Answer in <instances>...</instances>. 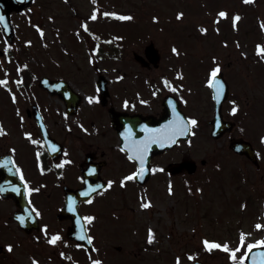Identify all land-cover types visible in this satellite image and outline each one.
<instances>
[{
    "label": "rangeland",
    "instance_id": "374dc122",
    "mask_svg": "<svg viewBox=\"0 0 264 264\" xmlns=\"http://www.w3.org/2000/svg\"><path fill=\"white\" fill-rule=\"evenodd\" d=\"M67 1L35 0L29 9L32 12L29 21L22 18L23 14L30 13L27 9L14 17L20 30L16 28L17 41H32L35 60L43 64L49 60L48 64H41L44 71L37 69V75L45 70L53 72L57 69L55 63H62L67 76L73 73L74 77L75 70L67 69L70 68L67 64L79 62L83 72L80 70L78 75L84 79L88 76L85 69L94 75V72L108 71L115 62H132V51L142 53L143 47L152 41L161 53V61L167 64L162 67H177V71L183 72V79L178 83L185 86L181 90L186 95L191 89L190 114L199 121L191 144L181 143L154 162V167H160L167 160L187 157L197 165L194 174L169 177L157 171L144 187L136 189L131 184L132 221L127 243L122 247L123 253L131 258L122 259L118 264H175L177 256L181 257V264H188L194 261L188 259V254H196V260L204 264H232L228 253L217 249L206 251L202 240L227 241L230 247H236L241 231L249 234L246 242L264 238V229L255 228L257 223L264 224V143L260 142V136L264 135V60L254 53L255 43L264 42L261 28L264 0L249 4H242V0H99L95 6L86 0ZM94 8L99 10L98 18L91 22L88 17ZM102 9L129 13L133 19L105 17ZM221 10H226L229 17L215 23ZM178 12L184 13L180 20L176 19ZM236 13L241 15L238 30L231 21ZM153 16H158L159 20L153 21ZM49 17L54 19L49 20ZM86 19L89 33H95L97 44L121 51L130 43L119 60H111L104 54L91 56L92 37L81 32L77 35L79 25ZM37 24L45 30L43 40L38 38L33 26ZM200 26L206 27L207 33L202 34ZM39 40L47 43V47L41 46ZM173 45L179 49V56L171 52ZM241 53H247L246 57ZM212 56L219 58L217 62L227 75L232 97L240 98L243 108V119L236 117L239 122L231 135L251 139L260 153L259 169L241 157L228 154L222 145L226 144L227 137L212 140L208 135L205 121L211 111L208 110V91L205 92L202 85ZM6 92L5 88H0V94ZM229 107V103L225 105L227 114ZM201 159L206 161L204 166L199 164ZM169 181L173 187L171 195ZM142 196L151 200L150 207H140ZM149 228L154 230L155 240L147 245ZM119 243L122 244L116 241ZM113 254L115 261L120 260L119 254Z\"/></svg>",
    "mask_w": 264,
    "mask_h": 264
},
{
    "label": "flooded vegetation",
    "instance_id": "af4514ba",
    "mask_svg": "<svg viewBox=\"0 0 264 264\" xmlns=\"http://www.w3.org/2000/svg\"><path fill=\"white\" fill-rule=\"evenodd\" d=\"M15 16L11 14L10 19L13 34L19 30L17 22L12 19ZM5 41L7 40L0 28V78L4 77L7 69L9 85L17 92L18 100L14 104L8 91L5 95L0 94V123L7 129V134L0 136V184L7 187L6 182L11 181L23 187L18 174L14 171L9 173L3 166L6 157L14 159L31 186L40 188L39 192L32 193L31 199L42 215L20 225L15 217L23 214L28 207L27 200L11 189L0 192V264H32L33 257L40 264H90V255L102 260V264H116L113 252L119 254L120 260L117 261L120 263L130 256L123 253L122 247L129 237L133 208L129 195L132 181L122 188L119 180L136 167L127 159V154L121 151L119 133L125 132L130 125L133 132L142 131L144 116L161 117L165 110L164 100L168 96L177 101L186 116H191L193 102L189 100L190 91H187L188 99L185 96L181 99L184 94L182 90L172 92L164 87L162 78L165 77L180 85L179 79L172 77L176 75V68H163L166 63L160 62L156 67L149 63L141 67L134 62H116L110 66L106 80L102 81L106 83V86L102 85L107 91L105 97L100 91H96L100 81L98 77L80 78V68L74 64V77L73 73L68 77L62 63H55L57 72L45 70L37 75V69L44 71L41 69L43 62L35 60V55L14 38L8 41L13 47L5 55ZM48 63L49 60L46 64ZM21 64L29 67L18 73L17 67ZM172 70L174 71L171 72ZM21 75L24 84L16 88L13 81ZM117 76H123V79L117 81ZM43 77L67 82L73 91H69L60 82L55 83L60 86L41 87L39 80ZM154 91L156 95H153ZM66 92H70L71 97L65 96ZM89 95H98L100 99L89 104L85 99ZM125 100L130 102L128 108L123 106ZM142 100L148 103H141ZM17 108L20 109L19 115ZM240 113L239 108L237 115ZM132 115L138 116V119L130 117ZM20 116L24 117L23 121ZM81 124L87 132L80 127ZM25 132H31L33 138L40 143H31L25 137ZM49 142L56 144L58 150L51 151ZM13 148L16 150L14 153L10 151ZM37 151L40 152L39 158ZM173 151L174 149L166 150L153 157L152 163ZM64 160H71L72 163L65 164L63 168L55 167ZM175 162H189V158L167 160L160 167L164 169ZM41 166L46 169L43 174ZM90 168L97 171L89 173ZM186 171V168H182L172 176ZM80 177L92 180L95 184L106 183L109 179L116 181L112 188L102 194H94L93 203L77 204L81 217L90 214L96 217L92 224H86L88 234L94 237L90 251L68 238V230L74 226L75 219V215L65 206L67 197L71 195L68 189L82 188L84 184ZM12 196L17 197V200H12ZM43 225L48 226L49 236L57 232L61 234L62 240L57 245L47 243L41 230ZM36 237L40 239L37 240ZM116 241H121L122 244H116ZM8 243L14 245L12 252H8L5 247ZM61 252L65 255L61 256Z\"/></svg>",
    "mask_w": 264,
    "mask_h": 264
},
{
    "label": "snow or ice",
    "instance_id": "6c2138e0",
    "mask_svg": "<svg viewBox=\"0 0 264 264\" xmlns=\"http://www.w3.org/2000/svg\"><path fill=\"white\" fill-rule=\"evenodd\" d=\"M253 0H243V3L249 4L252 3ZM96 3V0H93V4ZM98 9L94 8L91 15L88 17L89 20H96L98 18ZM103 16L105 17H111V18H117L119 20H132L133 17L131 15H125L120 14L117 12H103ZM184 16L183 12H178L176 15V19L180 20ZM229 17V13L226 10H221L217 13L215 23H218L220 18H227ZM54 17H49V20H53ZM153 21H158V16L152 17ZM232 26L234 29H237V22L240 21L241 15L239 13L234 14L232 17ZM0 26H2V30L8 31L10 29V23L8 18L3 12H0ZM39 35L41 36L42 40L45 37V30L40 25H33ZM261 28L264 29V22L261 23ZM83 30L84 32H89V25L87 22H84L80 25V28L77 29V35L80 34V30ZM238 30V29H237ZM199 31L204 34L207 33L208 29L204 26H200ZM217 32H219V28L216 29ZM57 35H59V32H57ZM95 36V33L92 34ZM119 39V38H118ZM6 47L3 49L4 54L6 55L9 50L13 47V45L5 41ZM32 41H25V44L30 45ZM47 47V43L44 45ZM224 46L227 47V41H224ZM236 46L239 48L240 44L239 41L236 42ZM65 51H67L65 49ZM171 52L176 54L177 56L180 55L179 49L173 45L171 47ZM256 54L260 57V59H264V44H257L256 45ZM247 53H241V56L246 57ZM218 57L212 56V64L208 70L207 73V79L206 84L213 90V100L219 104L221 100L224 97L225 93V87L226 82L221 78L220 74L222 72V65L221 63H218ZM9 62H11V58H8ZM90 62H93L90 60ZM29 66L27 64H21L17 67V72H22L24 69H27ZM177 79H183V72L178 71L176 73ZM35 78V77H34ZM117 81L123 79V76H117L115 77ZM163 79V85L165 88H168L172 92H179L181 89H183L185 86L183 84L176 85L168 78H162ZM47 83V80L44 81ZM16 88H20L24 84V78L23 76H19L18 79L13 81ZM62 83V82H61ZM0 86H3L11 95L12 102L15 104L18 100V95L16 91H13L12 87L9 85V79H8V70L5 69L4 77L0 78ZM60 86V85H55ZM97 93L100 91L99 87L96 89ZM191 91V89H189ZM22 94V93H21ZM70 92H66L65 96L71 97ZM153 95H156V92H153ZM87 102L89 104H93L99 101L100 97L98 95H89L85 97ZM181 99L183 97L181 96ZM141 103L147 104L148 101L142 100ZM186 103V101H185ZM169 104L171 105L172 109V118L167 120L165 123L161 124L158 128H149L147 125H143V130L146 133L142 138H136L135 134L133 133L132 126H128L126 131L124 133H121L123 137V146L121 147V151H124L127 154V159L129 161L134 162L137 167L134 171L129 172L128 174L122 176L119 180L120 186L126 187L127 182L129 181H135L137 179L143 180L145 178V174L148 172L155 173L157 171H164L162 167L155 166V167H149L148 166V155L150 152V149L153 144H157L160 147H164L165 145H174L179 142L180 137H187L189 135H195V132L193 131L194 128L199 127V121L195 116H185L182 115L179 111L176 110V104L173 100H169ZM232 107L229 109L230 113L232 115H236L239 111V105L235 100L231 101ZM125 108H128L130 106V102L125 100L124 105ZM134 107V105H132ZM17 115L20 114V109L17 108ZM67 115V114H65ZM24 117L20 116V120L23 121ZM215 128L220 129L223 127V118L222 116L218 115L215 119ZM81 128L85 132L88 130L84 128V126L81 124ZM243 131V129H241ZM7 134V129L3 126L2 123H0V136H4ZM25 137L28 138L31 143L38 144L39 141L35 140L33 138V135L31 132H25ZM189 144H191V141H188ZM260 142L264 143V135L260 136ZM48 147L51 151L55 152L58 150V146L54 143L49 142ZM11 152H15L16 150L13 148L10 150ZM259 156V153H257ZM40 152L37 151V157L39 158ZM72 163L71 160H64L61 161L59 164H56L55 167L57 168H63L65 164ZM4 167L7 168V171L9 173H12L13 171L18 174L19 180L23 182V187H21L20 184H14L11 181H7V187L4 184H0V192H6L9 189L11 191L23 195L24 198L27 200L28 207H26L23 211V214L16 215L15 219L19 222L20 225H25L28 221L33 220L34 217H40L42 215L41 211L32 203V193L39 192V187H32L30 184V181L25 179L23 170L16 166V162L14 159L5 158V163L3 164ZM219 167V165H217ZM40 171L43 174L46 169L41 166ZM97 170L95 168L88 169L89 173H95ZM60 175L62 176L63 173L61 172ZM82 183L85 185V187L80 191V196L86 198L84 203L91 204L93 203V196L94 194L99 195L102 194L104 191L112 188V186L116 183L115 180L109 179L106 183H97L92 184L89 183L87 180L84 179V177H80ZM189 191H191V188H189ZM197 191H202V189H197ZM168 193L171 195L173 193V187L171 181H169L168 186ZM141 208H148L151 206V200L146 199L144 196L141 198ZM244 205H242L243 207ZM66 207L67 210L73 214H76V225L79 229L78 236L81 240H86L89 245L93 244L94 237L89 233V229L86 227V224H92V222L96 219L95 215H85L81 217L78 214V208H77V198L75 196H68L66 201ZM256 229H264V224L257 223L255 225ZM48 226L43 225L41 226V230L44 233V236L46 237L47 243L50 245H57L58 242L62 240L61 234L59 232L53 233L49 236L48 233ZM249 234L244 233L241 231L240 237H239V243L236 247H230V243L225 242H218V241H210L207 238H204L202 240V245L206 251L211 252L213 249L222 250L229 254L228 258L231 260L232 264H246V261L251 256V264H264V251L255 252L253 254V250L256 248H264V238L252 241V242H246L247 236ZM37 240L40 239V237H36ZM155 240V234L154 230L149 228L148 229V237L147 242L149 244H152ZM66 243V241H65ZM77 247H80V245H76ZM8 252H12L14 250V245L11 243H8L5 245ZM239 254V255H238ZM61 256H64L65 253L61 252ZM196 254H188L189 260H196ZM90 264H102V260L98 258H93L91 255L89 256ZM32 264H40V262L33 257ZM175 264H181V257L177 256L175 259Z\"/></svg>",
    "mask_w": 264,
    "mask_h": 264
},
{
    "label": "water",
    "instance_id": "95a60500",
    "mask_svg": "<svg viewBox=\"0 0 264 264\" xmlns=\"http://www.w3.org/2000/svg\"><path fill=\"white\" fill-rule=\"evenodd\" d=\"M16 2H18V1H16ZM16 2H14V0H0V7H4V12H6L5 9L7 10V9L10 8V6H12V5H19V4H21V5L23 6V4H24V3H16ZM26 2H28V1H26ZM145 51H146L147 54H151V55H152V57L150 58V60H152V61H157V60H158V54H157L156 50L153 48L152 45L147 46L146 49H145ZM151 55H150V56H151ZM147 56H149V55H147ZM134 57H135L136 60H139V61L142 60L141 57L137 56L136 54L134 55ZM219 104H220V103H219ZM167 116H168V112L165 111V114L163 115V117L165 118V117H167ZM163 117H162V118H163ZM160 121H162V120H160ZM160 121H157L156 123L159 124ZM149 123H151V121H149ZM212 134H213L214 136H217L216 133H215V129H213ZM142 137H143V136H142ZM142 137H138V139H139V138H142ZM182 138L185 139L186 137H180L179 140L182 139ZM174 145H175V144H174ZM174 145H165L164 147H160V146L157 145V144H153L152 147H151V149H150L149 155H148V166H149L150 158H151L154 154H157V153H159V152H162V151H164L166 148H171V147H173ZM230 148H231L233 151L237 152V153L245 154V155H246L251 161H255V159H254L255 157H254L253 151H252L251 146H250V144H249L248 142H246V141H244V140H242V139H234V140H232L231 143H230ZM182 165H184V164H182ZM185 165H188V164H185ZM180 166H181V165H172V166H170V167L168 168V170L174 171L175 168H178V167H180ZM190 166H192V165H190ZM192 167H193V166H192ZM192 170H193V169H190V172H191ZM148 175H149V172L145 174V178H144L143 180H139V179H137V181H138V182H141V183L144 182V181L148 178ZM77 197H78V196H77ZM259 251H264V248H256V249H254V250H253V254H254L255 252H259ZM193 264H201V263H199V262H195V263H193ZM246 264H251V256H250L249 259L246 261Z\"/></svg>",
    "mask_w": 264,
    "mask_h": 264
}]
</instances>
